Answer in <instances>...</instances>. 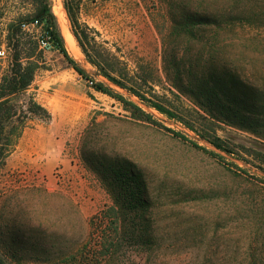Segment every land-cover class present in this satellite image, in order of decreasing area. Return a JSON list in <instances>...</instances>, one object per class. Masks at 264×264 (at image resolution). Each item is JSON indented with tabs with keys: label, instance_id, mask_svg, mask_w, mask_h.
<instances>
[{
	"label": "rangeland",
	"instance_id": "374dc122",
	"mask_svg": "<svg viewBox=\"0 0 264 264\" xmlns=\"http://www.w3.org/2000/svg\"><path fill=\"white\" fill-rule=\"evenodd\" d=\"M33 1L35 12L20 16L18 1L0 0V47L7 52L0 82L16 46L37 65L30 86L11 97L19 117L5 123L0 136V264H89L79 254L92 245L100 217L104 226L112 222L108 210L119 207L117 196L125 198L130 216L143 212L140 223L155 236L160 254L180 256L181 264L195 258L264 264V95L246 96L226 84L230 91L217 98L212 83L204 89L198 87L204 81L197 82L202 66L218 75L233 67L243 86L264 91V17L252 15L250 23L233 27L208 13L212 24L200 25L206 15L201 0H97L81 15L80 0H59L70 33L63 4L96 49L118 60H111L117 70L148 78L143 94H154L195 127L214 130L233 150L228 155L153 109L155 123L136 119L89 87L57 50L39 51L26 31L7 47V26L31 20L39 6ZM75 43L77 53L66 46L68 56L86 77L104 82ZM233 98L239 107L229 104ZM198 104L212 109L214 119L203 124ZM242 123L248 127L241 129ZM143 257L132 248L118 261L142 264Z\"/></svg>",
	"mask_w": 264,
	"mask_h": 264
},
{
	"label": "trees",
	"instance_id": "16d2710c",
	"mask_svg": "<svg viewBox=\"0 0 264 264\" xmlns=\"http://www.w3.org/2000/svg\"><path fill=\"white\" fill-rule=\"evenodd\" d=\"M38 3V9L35 16L31 19H37L44 23V28L48 31L54 49L57 50L66 60L67 64L82 78L89 79L86 77V71L79 66V64L72 58H70L66 51V45L63 41L62 36L59 33L56 19L52 14L50 7L48 5V0H35ZM257 1H260L264 5V0H201V8L206 13L198 23L200 25H210L212 24V17L207 16L208 13H213L214 17L220 21V23L229 24L230 26L236 27L241 26L243 23H250L252 19L251 16L256 18L264 17V6L258 4ZM64 11L72 24L71 33L75 38L78 47L83 53L85 60L92 67L96 69L98 76L102 77L105 81L94 82L92 89L96 92L104 94L119 103H121L125 109H130L133 116L141 121H148L150 123H155L152 120V113L148 110L153 109L158 114L165 116L167 119L178 122L182 126L192 131L196 134L197 138L200 141H203L213 147L215 150L226 153L228 155L233 154V150L226 145V143L219 138L214 130L206 128L198 124V127H195L189 121H186L182 116H180L174 110L168 108L162 102L155 98L154 94H150L149 98L143 94L140 90L142 85H147L149 81L148 78H138L137 74L134 76H129L126 72V69L123 67L117 70L114 64L111 62L108 54H104L96 49L95 41L93 38H89L87 30L81 28L78 21L74 16L71 15L67 5L63 4ZM257 9L259 11H254ZM30 20L18 19L15 22H12L7 26L6 35L4 37L7 47H10L11 42L20 33V24L22 22H27ZM194 21L189 19L188 25L193 24ZM77 29H81L80 33L77 32ZM92 41L93 45L88 47L89 41ZM85 43H84V42ZM12 67L9 70V73L4 75L0 82V136L3 134L5 123L17 119L19 116L15 106L12 104L11 97L18 92L25 91L33 81L34 73L37 69V65L34 61L31 60V56L21 57L20 53L17 51V46L14 48V54L12 57ZM118 64V60H115ZM202 78H199L197 82H203L199 84L204 89H209V84L212 83V88H218V94H215V97L219 98L221 94H226L230 90L227 89L226 84H231L232 88L240 87L244 95L248 96V92H256L258 95L263 96L264 91H254L252 87L243 86L242 82L239 79V76L235 73L233 67L221 68L222 75H218L216 68L202 66ZM91 79V77H90ZM226 79L227 82H224ZM215 80V81H214ZM156 83V82H151ZM230 85V86H231ZM242 85V86H241ZM119 89L126 93L129 98H135L136 101H131L129 98L126 99L122 94H119L115 91ZM210 89V90H211ZM250 95V94H249ZM259 97V96H258ZM251 99V96H249ZM253 101V99H251ZM230 105L239 107V104L236 103L235 98L229 102ZM204 115L197 114L198 119L202 121L203 124L210 122L208 118L214 119L215 113L212 109H207L202 104H198ZM128 107V108H127ZM216 107V106H215ZM242 107V106H241ZM147 109V112H145ZM240 109V108H239ZM35 115V112L30 111ZM222 110L218 111L217 114H222ZM45 119H49L48 114H44ZM241 124V129H246L248 125ZM183 140H186L183 136L176 134ZM18 137V134L15 138ZM191 145L197 149H200L195 141L190 142ZM12 139H8V145L11 146ZM2 162L0 163V166ZM261 169L262 173L264 170ZM118 198V208H110L109 213L112 214L113 220L106 226H104L103 219L97 220L98 226L96 229V237L92 239V245L86 247L84 251L80 252V259L87 261L89 264H120V257L125 255L128 250L138 249L141 252L143 257L142 264H181L183 262L180 256H165L160 254L159 244L156 241L155 236H149L146 233L141 225V215L134 214L135 216H130L127 209L124 208L122 200L125 201L124 197L117 196ZM130 209L131 207H127ZM133 209V208H132ZM141 217V218H140ZM134 219L136 224L133 223ZM133 220V221H132ZM140 229V232H138ZM98 232V235H97ZM121 253V256H120ZM205 258L200 260L195 258L193 264H206L208 262ZM204 260V262H203ZM133 264V263H131Z\"/></svg>",
	"mask_w": 264,
	"mask_h": 264
},
{
	"label": "built area",
	"instance_id": "2783aa9c",
	"mask_svg": "<svg viewBox=\"0 0 264 264\" xmlns=\"http://www.w3.org/2000/svg\"><path fill=\"white\" fill-rule=\"evenodd\" d=\"M20 29L22 31H26L29 34H31L38 50L41 51L42 53H48L54 50L51 37L48 31L45 30L43 22L37 19H31L30 21L22 22L20 24ZM6 58H7V52L5 48L0 47V59H6ZM86 83L89 85V87H92L94 84V80L89 78L86 80Z\"/></svg>",
	"mask_w": 264,
	"mask_h": 264
},
{
	"label": "bare ground",
	"instance_id": "6f19581e",
	"mask_svg": "<svg viewBox=\"0 0 264 264\" xmlns=\"http://www.w3.org/2000/svg\"><path fill=\"white\" fill-rule=\"evenodd\" d=\"M51 12L55 17H57L59 21V31H60L61 36L63 37L65 45L67 46V49L72 55H75L78 51V48L76 46L74 38L72 37L66 25L64 12L62 10L59 0L53 1L52 6H51Z\"/></svg>",
	"mask_w": 264,
	"mask_h": 264
},
{
	"label": "crops",
	"instance_id": "0c3cea01",
	"mask_svg": "<svg viewBox=\"0 0 264 264\" xmlns=\"http://www.w3.org/2000/svg\"><path fill=\"white\" fill-rule=\"evenodd\" d=\"M18 1L19 4H21V8L18 9L16 15H32L35 12L36 3L33 0H13V2L16 4ZM97 0H80L78 12L81 15L83 13V6L86 4L92 3V5H95V2Z\"/></svg>",
	"mask_w": 264,
	"mask_h": 264
},
{
	"label": "water",
	"instance_id": "95a60500",
	"mask_svg": "<svg viewBox=\"0 0 264 264\" xmlns=\"http://www.w3.org/2000/svg\"><path fill=\"white\" fill-rule=\"evenodd\" d=\"M98 76V75H97Z\"/></svg>",
	"mask_w": 264,
	"mask_h": 264
}]
</instances>
